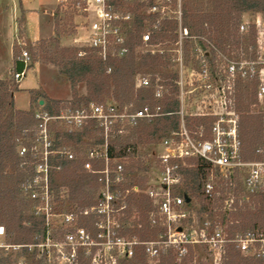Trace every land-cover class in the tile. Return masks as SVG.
<instances>
[{"label":"built area","instance_id":"1","mask_svg":"<svg viewBox=\"0 0 264 264\" xmlns=\"http://www.w3.org/2000/svg\"><path fill=\"white\" fill-rule=\"evenodd\" d=\"M66 1L69 0H60L61 4ZM70 1L72 7L84 20L80 34L73 40V46L81 49L78 56L84 57L86 54L84 50L88 49L103 62L126 59L133 53L163 52L164 50L157 49L161 44H150L153 33L160 30L164 22L178 23L176 31L178 38L169 51L176 53V58L171 59V63L172 67H177L174 71L178 74L176 84L179 88L180 106L177 115L180 117V126L176 130H170L161 140L159 151L154 154L156 166L153 177L144 192L154 210L150 214L151 225L160 226L165 232L157 239L143 243L133 239L132 242L127 243L124 257L116 258L112 264H116L118 260L131 259L138 245H143L146 254L152 259H159L173 249L178 251L179 260H181L190 255L191 247L200 249L201 253L203 249H206L211 256L212 264H225L229 248L234 246L244 257L264 264V228H250L245 232L238 231L231 235L229 231H226L227 226H222L220 223L213 225L207 221L200 231H197L195 206L189 205L193 199L181 192L184 169L191 168L192 163L200 160L211 169L203 188L204 196L208 199L212 200L220 196L219 180H231L235 176H240L243 192L247 194L245 200H250V196L264 199V123L261 146L257 151L259 157L245 160L240 137L242 112L238 107L239 92L245 85L256 86L257 104L264 105L263 15L258 13L256 21L252 24L243 21L239 27V32L243 35L248 34L251 27L256 29L254 46L250 48L252 57L249 58L245 52L240 51L239 59H231L206 38L191 36L188 28L183 25V0ZM138 4L145 7L137 12L135 7ZM138 16L147 17L144 21L146 27L141 34L140 44L137 42ZM151 17L153 20H150ZM19 35L17 34L16 39L22 50L18 59L24 64V68L22 71L12 73V79L16 83H20L27 77L32 65V56L29 50L24 48L26 44L21 42ZM199 42L206 45L201 46ZM185 44L192 45L191 51L195 56L192 67L184 62ZM32 45L36 47L37 43ZM111 71L112 69L109 68L108 73ZM136 86L149 89L153 87V84L146 78H139L136 79ZM155 88V98L161 100L164 89L158 83ZM161 110V107L156 110H152L149 106L134 109L118 104L92 103L89 107L68 106L60 109L56 115H50L44 110L35 112V118L39 120L36 146L41 144L44 150L38 151L37 147L35 149L42 159L36 166L33 180L29 183L30 192L25 194L30 200L39 203L38 210L45 214L46 225L49 228L45 238L39 239L38 244L34 246L41 251L38 252V257L42 264H53L51 260L55 258L53 252L56 251L55 248H58L49 235L48 218L51 215L49 210H52L49 159L58 153H65L70 160L77 159L69 151L53 150L55 144L50 135V126L56 122L62 123L72 133L82 130L90 121H93L104 137L103 144L87 151V160L84 162V169L88 173L100 176L103 189L98 194L95 204L81 212L83 216L92 220L95 239H101L103 236L101 229L108 225L101 224L100 219L111 225L115 214L126 209L125 202H120L121 192L115 189V186L126 181L125 163L128 158L111 159L108 141L112 137L130 135L141 123L161 116ZM186 118L204 119L208 125L194 132L186 125ZM25 151L26 149L23 148L21 155ZM151 169L152 167L148 174ZM139 193L140 189L137 186L126 192L127 195ZM186 196L191 199L189 203L186 202ZM42 204L43 207H41ZM224 205V210L236 211L234 198L227 199ZM75 232V235L66 234L64 242L70 247L68 261L72 264L78 263L79 251L85 244L92 242L86 228L78 226ZM4 234L5 228L0 227V236ZM11 247L17 249L16 246ZM91 264H98L94 255L91 256Z\"/></svg>","mask_w":264,"mask_h":264},{"label":"trees","instance_id":"2","mask_svg":"<svg viewBox=\"0 0 264 264\" xmlns=\"http://www.w3.org/2000/svg\"><path fill=\"white\" fill-rule=\"evenodd\" d=\"M145 5H136V11H141ZM183 25L188 28L191 36L204 37L217 47L224 55L231 59H239L240 51L245 52L247 57H252L251 46H254L255 27H251L248 34H241L239 27L243 23L245 14L264 15V0H183ZM146 16H138L137 42L141 43V34L146 24ZM150 20H153L152 17ZM57 23V28L59 23ZM178 23L175 21L164 22L160 30L152 35L151 45H160L164 52L133 53L126 59L119 61L103 62L92 50H84V57H79V48L60 47L59 34L57 38L49 40L56 47L54 55L46 50L44 44L39 42L38 53L36 48L30 50L32 62H38L37 58L59 68L73 89L71 101H56L44 99L45 105L42 109L50 115L59 113L60 106H81L89 107L92 103L102 104L107 98H113L120 106L136 103L138 109L149 106L152 110L161 107V116L145 121L133 130L126 137H112L108 141V152L111 159H123L131 161L126 166V181L115 186L121 192L120 202H125L127 219L133 216L134 209L144 214L145 223L136 224L131 237H138L140 243L151 241L162 236L165 230L160 226H152L150 214L154 211L152 204L145 198L135 202V194L127 195L134 187L144 182L142 174L147 173L151 165L138 155V142L140 144L161 141L170 130L178 129L180 126L179 111V88L176 84L178 74L171 70V55L169 50L177 41ZM199 45L206 44L199 42ZM192 45H188L187 51H191ZM19 58V56H18ZM15 71H22L24 64L17 59ZM109 68L112 69L108 73ZM141 72L151 75L153 87L149 89L137 88L136 77ZM158 81V82H157ZM11 80L0 79V226H4L12 246H20L23 255H31L29 264H42L37 259L38 249L34 247L39 239H44L48 227L46 216L39 212V203L25 197L29 183L33 180L37 164L41 162L42 156L36 152V140L38 134L39 120L35 118V112L20 111L14 107V90ZM162 86L164 95L161 100L155 98L156 84ZM84 84L87 89L86 96H80L77 87ZM256 86L245 85L241 87L242 99L246 104V111H250V105L257 104L255 99ZM37 95V97H35ZM40 92H31L32 104L39 103ZM238 107L241 111L240 105ZM11 109V115L8 110ZM264 112L258 115H244L241 117L240 137L242 140V153L245 160L258 158V150L261 146L263 132ZM185 123L192 131H198L201 127L207 126L204 119L186 118ZM50 135L54 141V151H62L65 145L73 146L77 159L70 160L65 153H58L49 159V189H53L52 174L59 171L64 178L63 187L68 189L67 198L57 196V201L62 205L76 206L81 212L91 208L93 201L90 195L85 192V187L92 183L99 184L100 176L88 173L84 169V162L87 160L86 150L90 144L101 145L104 137L93 121H90L82 130L70 133L65 127L55 124L50 126ZM23 139L25 153L21 155L19 140ZM94 140L93 143L85 141ZM138 139L137 143H132ZM87 146V149L85 150ZM191 168L184 169V183L181 192H184L193 201L189 204L195 206L197 201L199 209L196 211L201 218L210 216L214 219L211 223H220L227 226L231 235L245 232L250 228H264V199L257 196H250L245 200L247 194L243 192L242 184L237 177L231 180H219L220 196L215 199H208L204 196L203 188L210 175V167L204 161L192 163ZM233 184V186H231ZM234 191V192H233ZM60 195V194H59ZM234 198L236 211L224 210L227 199ZM196 208V207H195ZM84 216L82 226L86 229L93 228L88 218ZM217 219V220H216ZM207 222L204 221L203 224ZM140 227V228H139ZM156 237V238H155ZM34 250H31L33 249ZM134 256L131 259L118 260L116 264H149V257L143 245H138ZM0 249V264H11L9 258L3 257L8 250ZM31 252V253H30ZM195 252L200 249L190 248V255L184 259H178V251L170 250L163 254L158 264H193L196 257ZM78 254L77 264H91L90 259L84 260ZM204 253L201 254L203 256ZM225 264H262L255 259L244 257L240 252L231 246L228 251Z\"/></svg>","mask_w":264,"mask_h":264},{"label":"rangeland","instance_id":"3","mask_svg":"<svg viewBox=\"0 0 264 264\" xmlns=\"http://www.w3.org/2000/svg\"><path fill=\"white\" fill-rule=\"evenodd\" d=\"M54 1L56 4L54 3L55 6L53 7L52 11L51 12L49 11V12L50 14L52 13L54 14L52 15H53L54 24H55V32H56V35H57V32L59 34L60 47L75 48L72 45L73 40L80 34L82 30L81 29L82 25L84 24L83 23L84 20L72 7V3L70 0L62 4L60 0H54ZM16 2H17L18 10H20L19 5L21 4V0H16ZM12 5H13V0H0V59L4 62H5V59L7 58V54H9V49H10V46L8 43V30L10 26V17H9L10 12L9 11ZM22 12L20 15V19L18 18L17 20L19 21L20 26H22L23 28L25 21H24V14ZM263 18H264V15H263ZM243 21L252 24L254 21H256V14H251V13L245 14L243 16ZM56 22L59 23L58 28H57ZM19 37L21 39V42H24L26 44V46L24 47L26 48V50L32 51L33 48H36L37 50H35L34 52L35 54L38 53V48L40 47L39 42L37 43L36 47H33L32 42L30 39H28L27 35L25 34V31L23 32L21 31ZM57 37L58 36L51 38V39L42 40V42H46L44 44V47L46 48V50H49L48 52L54 56H55L54 52L56 51V47L49 40L56 39ZM187 47H188V44H185V46L183 47L184 62L189 67H192L193 66L192 61L194 60L195 56L192 51L190 50L187 51ZM161 48L162 46L158 47L157 49L160 50ZM21 50H22V47L18 45V41L16 39L15 44H14L15 62H17L18 56H20ZM168 52L170 55H172L171 59L176 58L175 52L173 51H168ZM37 61L42 64L45 70H47V72H44L43 76L46 81V85L50 89V93L47 96L48 93L46 94L45 92H43L44 93L43 95L41 94L42 92L39 91L40 92V96H38L39 103L33 104L34 109L32 110L34 112L43 110L42 107L45 105V103H43V105H40V101H44V99H46V101H48L47 99L56 100V101H71L73 99V89L71 87V84L68 85L65 83L64 76L61 77L62 75L61 76L58 75L60 72L59 68L52 64L45 62L43 59H40V58L39 59L37 58ZM33 64L34 62H32L31 66H33ZM13 70L10 71L8 74H6L8 76L6 80L13 81L12 79ZM171 70L172 71L177 70V67L176 66L171 67ZM139 78H146L149 81H152L151 75H149L146 72L145 73L141 72L139 75H137L136 79H139ZM19 84L20 83H16L15 81L11 83L12 85L11 87L15 91V93L19 90ZM82 86L84 85L80 84L77 87L78 93L80 96H86L87 94H85L84 92L85 87L82 88ZM242 92L243 91L240 89L239 97L242 95ZM35 97H37V95ZM241 100L242 99H238V103L241 108L242 116L248 115V114L258 115L264 111V105H260V104L250 105V111H246L245 110L246 104ZM94 104H97V103H94ZM106 104L120 105L113 98H107L105 102L99 105H106ZM125 106H130L134 109H138L137 104L134 102L131 104L125 105ZM14 107H15V104H14ZM62 108H66V106L62 104L60 106V109ZM15 109L18 110L16 107ZM8 115H11V109L8 110ZM54 124L59 126L60 128L63 126L62 123H58V122ZM85 141L91 142V143L94 142V140L92 139H86ZM19 142H20V148L22 147L21 151H23V139H20ZM137 142H138V139L132 140V143L134 144ZM160 142L161 141H152L151 143H144V144H140L138 142V155H140V158L143 161L149 163L152 169L149 174L148 173L142 174V177L144 178V182H141L137 186L140 189V193L135 195L134 197L135 202L141 201L146 198L144 195V192L146 190V187L151 183V178L153 177L152 175L153 170L156 166V157L154 154L159 151ZM88 147L90 148L87 149V146L85 148V150L87 149L86 152L92 148L99 147V145L90 144V146ZM36 150L38 151L44 150L43 145L37 144ZM62 150L71 152L72 154L75 155L76 158L77 156L82 157V155H77V152L74 150L73 146L71 145L69 146L68 144L65 145L64 148H62ZM125 164L126 166H128L131 164V161L127 160ZM236 177L237 179L240 180V176H236ZM63 183H64L63 175L59 171L55 170L52 174V185H53V189L51 191L52 210H49V213L51 215H49V218H48V222L50 223L49 235L51 236L53 242L56 245H58V248H55L56 251L53 252L55 258L51 259L53 264H72L68 261V251H69L68 249L70 247L64 244L65 236L68 233L75 235L76 234L75 229L78 226H82V221L84 220V216L81 214V211L76 206H73V205L65 206V205H62L60 201H57V196H61L63 199L67 198L68 196V189L62 186ZM102 189H103V186L101 185L100 182L99 184L92 183L89 186L87 185L85 187V192H87L90 195L93 201L92 205L95 204L98 194L101 192ZM24 196L27 197L26 194H24ZM194 202H195V207H196L195 211H197L199 209V205L197 201H194ZM43 206L44 205L42 204L41 207ZM123 212L119 211L117 214H115V219H113L112 223H110L111 225L105 222V220L100 219L101 224L108 225L106 226V228L101 229V234H103L101 239H98V238L95 239L94 226H93L92 220L88 218V220L91 223V226L93 227L89 230L87 229V232L90 234V238L92 239V242L90 244H85L84 248L79 251L80 254L81 253L84 254L83 256L81 255L84 260L88 261L90 257L94 255V257L97 258L98 264H101V262H103V264H112L113 263L112 261L115 260L116 258L124 257L125 255L124 251H126L128 247L127 243L132 242L133 239L139 240L138 237H131L130 231H133L136 224L141 223L142 226L144 225L145 223L144 214L141 211L137 212V209H134L133 216L130 219H127L128 218L127 214L126 213L123 214ZM96 220L98 221V218ZM213 220L214 219H212L210 216H203V218H201L196 214L195 229L197 231H200L201 227L203 226L204 221L212 222ZM116 224H118V226ZM0 227H4V226H0ZM226 231H228V229ZM12 243L13 242L10 240L9 235L7 234L5 230V234L3 236H0V249H4L5 247H8L10 249H8V252H6V254L3 257L9 258L11 261V264H29L32 259V254L31 255L29 254L26 256L23 255V252L20 250V247L18 248V246H16L17 249H15V247H11ZM31 250H34V248ZM136 250L139 251L138 248L134 249L135 252ZM38 252H41L40 249ZM203 253L204 255L201 256L202 254L201 251L199 253L195 252L196 257L193 261V264H212V260H211V256L209 252L206 249H203ZM37 259H39V257H37ZM149 259H150L149 264L159 263L158 259H152V258H149Z\"/></svg>","mask_w":264,"mask_h":264},{"label":"crops","instance_id":"4","mask_svg":"<svg viewBox=\"0 0 264 264\" xmlns=\"http://www.w3.org/2000/svg\"><path fill=\"white\" fill-rule=\"evenodd\" d=\"M54 3V0H21V4L19 5L20 10H18L17 2L16 0H13V5L15 4V6L17 7V11L16 7L12 5L9 11L10 26L8 30V43L10 49L5 62L0 59L1 80H6V78L8 77L6 74H8L13 69V72H15V69L17 67V63L14 60V44L17 34L19 35L21 31H25V34L32 43H38L42 40L51 39L57 36L52 15L53 13L50 14L56 4ZM21 12L24 14L25 21L23 28L22 26H20L19 21L17 20L18 18L20 19ZM44 72H47V70L43 68L42 64L40 62H35L33 66H31L27 77L20 82L19 90L16 93L14 92L13 94L15 107L18 110L31 111L32 109H34L31 101L32 91H40L43 95V92H45L46 94L48 93L47 96L49 95L50 89L46 85V81L43 76ZM58 75L61 76L62 74L59 72ZM63 76L64 75H62L61 77ZM64 81L66 84H70L65 76ZM83 87H85L84 92L85 94H87L86 86L84 85L82 86V88ZM40 105L43 104L40 103Z\"/></svg>","mask_w":264,"mask_h":264},{"label":"water","instance_id":"5","mask_svg":"<svg viewBox=\"0 0 264 264\" xmlns=\"http://www.w3.org/2000/svg\"><path fill=\"white\" fill-rule=\"evenodd\" d=\"M40 103L43 104L44 102L41 101ZM185 199H186L187 203H189L191 201V199L189 197H187V196L185 197Z\"/></svg>","mask_w":264,"mask_h":264}]
</instances>
